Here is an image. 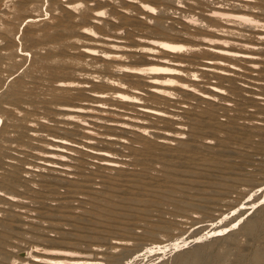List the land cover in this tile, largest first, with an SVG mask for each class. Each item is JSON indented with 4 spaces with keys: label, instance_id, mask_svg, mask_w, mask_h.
<instances>
[{
    "label": "rangeland",
    "instance_id": "obj_1",
    "mask_svg": "<svg viewBox=\"0 0 264 264\" xmlns=\"http://www.w3.org/2000/svg\"><path fill=\"white\" fill-rule=\"evenodd\" d=\"M65 2L0 0V264H32L20 255L54 248L74 254L58 264H176L185 254L196 255L197 264H249L257 251L264 254V99L252 100L248 91L264 96V52L254 67H240L251 88L230 92V82L210 79L231 96L229 108L215 100V134L204 126L193 135L186 124L179 135L193 144L189 151L175 150L177 139L161 152H139L138 141L117 151L122 168L139 172L137 187L107 186L108 172L80 153V181L98 190L73 195L36 165L49 138L63 135L53 128L58 94L48 62L92 61L65 37L50 36L59 19L76 12ZM254 2L244 12L264 32V0Z\"/></svg>",
    "mask_w": 264,
    "mask_h": 264
},
{
    "label": "bare ground",
    "instance_id": "obj_2",
    "mask_svg": "<svg viewBox=\"0 0 264 264\" xmlns=\"http://www.w3.org/2000/svg\"><path fill=\"white\" fill-rule=\"evenodd\" d=\"M254 1L66 0L65 7L76 12L67 21L59 19L50 36L65 37L92 61L48 62L58 94L51 106L53 128L63 135L50 137L43 146L36 164L47 171L43 176L66 183L73 195L78 189L96 193L97 188L80 181L79 154L86 153L108 172L107 186L137 187L139 172L122 168L117 151L132 149L138 141L139 152H161L171 139L179 141L175 150L189 151L193 144L179 135L186 124H191L193 135L204 126L215 134V100L221 97L220 106L229 108L226 100L231 96L210 79L230 82V92L247 90L252 86L241 82L240 67H254L264 52L259 19L244 12L259 4ZM248 31L256 34L255 43L246 38ZM248 91L252 100L264 99ZM202 101L205 108L200 107ZM113 170L119 175H111ZM254 227L255 221L247 224L248 230ZM70 252L33 249L30 257L20 256L32 264H58L57 258L72 256ZM197 263L196 255L185 254L176 264ZM249 264H264V254L257 251Z\"/></svg>",
    "mask_w": 264,
    "mask_h": 264
},
{
    "label": "snow or ice",
    "instance_id": "obj_3",
    "mask_svg": "<svg viewBox=\"0 0 264 264\" xmlns=\"http://www.w3.org/2000/svg\"><path fill=\"white\" fill-rule=\"evenodd\" d=\"M0 195H3V193H0Z\"/></svg>",
    "mask_w": 264,
    "mask_h": 264
}]
</instances>
